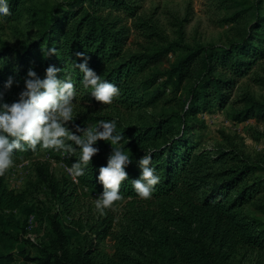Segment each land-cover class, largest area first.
I'll use <instances>...</instances> for the list:
<instances>
[{
  "label": "trees",
  "instance_id": "1",
  "mask_svg": "<svg viewBox=\"0 0 264 264\" xmlns=\"http://www.w3.org/2000/svg\"><path fill=\"white\" fill-rule=\"evenodd\" d=\"M27 1L33 0H10L12 15L2 19H11ZM222 2L232 12L231 22L244 23L236 38L224 45L186 43L183 27L188 19L177 23L179 39L171 41L159 21L137 13L131 0L60 3L42 18L44 28L31 43L19 49L0 43V62L4 63L0 102L18 99L29 69L43 77L45 69L54 65L61 69L58 78L70 75L76 86L74 112L80 118L74 116V124L67 126L77 135L81 133L76 126L97 125L122 110L155 105L170 88L171 97L165 104L176 102L173 110L154 115L150 124L117 126L116 133L124 136L118 148L132 158L125 168L128 179L120 186L126 202L117 212L106 208L101 214L95 206L80 205L81 196H91L81 193V187L103 191L97 177L112 154L103 151V140L94 145L99 152L77 182L58 178L51 163H36L38 182L50 190L60 208L48 217L41 213L48 239L26 240L37 252L27 260L35 264H222L239 249L258 252L264 258V220L259 217L264 216V161L253 160L235 142L197 151L190 140L194 131L203 128L197 113L228 104L243 77H248L247 83L231 104L233 120L264 116V95L257 97L251 91L253 85L264 87L263 71L252 72L264 59V0ZM132 35L138 39L136 52L126 49ZM48 47H55L56 55L47 56L42 49ZM76 52L85 53L88 66L101 79L118 86L120 92L111 104L96 102L90 90L83 88V74L75 67L83 59ZM173 53L179 55L160 85L164 77L153 69ZM9 77L15 81L10 90L4 87ZM41 148L15 150L13 165L24 163ZM144 154L151 155L160 176L147 199L138 196L131 182L141 175L137 162ZM78 158L79 152L72 153L68 167ZM9 176V168L0 172L3 215L21 210L33 197L27 189L9 190ZM64 215L69 223L61 220ZM70 230L83 234L75 244L70 241ZM107 240L113 244L112 254L101 249Z\"/></svg>",
  "mask_w": 264,
  "mask_h": 264
},
{
  "label": "rangeland",
  "instance_id": "2",
  "mask_svg": "<svg viewBox=\"0 0 264 264\" xmlns=\"http://www.w3.org/2000/svg\"><path fill=\"white\" fill-rule=\"evenodd\" d=\"M73 0H33L25 2L19 11L9 20L0 18V43H4L13 49H19L21 46L31 43L37 38L38 33L44 28L42 18L60 3L67 4ZM223 0H131L134 3L137 13L154 16L159 21L160 26L169 36L170 40L179 39V23L188 19L184 25L185 41L191 46L198 44H218L224 45L236 38V31L244 27V23L231 22V11L227 9V4ZM244 1V0H241ZM254 2L255 0H248ZM89 6L86 3L85 7ZM264 14V6L262 9ZM178 21V22H177ZM129 22V20H128ZM131 23V22H129ZM138 39L132 35L126 47L127 51H137ZM179 53H173L153 69L155 74L163 75L160 85L166 80L165 73L175 62ZM253 71L262 70L264 75V59L253 66ZM148 74V73H147ZM248 77L241 78L239 84L233 89L231 100L222 107L211 108L197 113L196 118L203 121V128L196 130L190 136V140L197 146V151L212 147L216 143L235 142L240 145L242 150L253 160L264 161V116L255 115L245 121H235L232 117L231 104L240 95V89L247 83ZM264 83V81H262ZM264 85V84H263ZM251 91L257 96L264 95V87L253 85ZM171 88L168 89L164 97L155 103V105L131 108L122 110L120 114H115L114 119L117 126L127 125L144 126L151 123L154 115L160 114L165 109L173 110L176 102L171 106L165 103L171 97ZM172 100V98H171ZM79 114L74 116L80 118ZM97 126L92 123L85 128ZM83 135L82 132H80ZM229 136L231 140L226 141ZM235 138V139H234ZM110 141H104L103 151L111 154L113 149L118 148V144L111 145ZM72 156L69 152H54L53 150L41 148L34 156L25 160L19 165L9 167L10 176L7 180L9 190L17 193L29 190L33 197L19 211L13 213L0 214V264H35L27 260L34 257L37 252L31 245L39 243L40 239H48V234L41 226L40 215L43 213L48 217L49 213L54 214L59 211L58 204L54 201L50 190L38 182L35 165L37 162L51 163L54 172L58 178L65 177L73 182L76 178L69 173L68 163ZM58 158L59 160H56ZM81 193H89L90 198L81 196L80 205L84 208L95 206L96 198L103 191L95 188H80ZM126 202L125 197L114 202L109 207L113 211H119ZM61 210V209H60ZM82 211V210H81ZM83 212V211H82ZM81 214V212L79 211ZM33 216L32 227L29 220ZM264 220V216H259ZM63 223H69L67 216H63ZM70 241L77 243L83 234L70 230ZM101 249L109 254L114 251L113 244L107 240L101 245ZM6 256H11L8 260ZM222 264H264V258L258 252L252 250H238L234 255L226 258Z\"/></svg>",
  "mask_w": 264,
  "mask_h": 264
},
{
  "label": "clouds",
  "instance_id": "3",
  "mask_svg": "<svg viewBox=\"0 0 264 264\" xmlns=\"http://www.w3.org/2000/svg\"><path fill=\"white\" fill-rule=\"evenodd\" d=\"M11 15L10 0H0V18ZM42 50L47 56L57 53L55 47ZM75 55L83 59V63L75 62V67L83 74V88L90 90L96 102L102 105L111 104L120 92L118 86L101 79V76L88 66L85 53L76 52ZM3 67L4 63L0 62V70ZM60 72L61 69L49 65L41 77L34 69H29L18 99L12 103L0 102V172L14 164L15 150H35L37 145H40L44 149H63L73 154L79 152L77 162L68 169L73 178H77L84 175L85 168L99 152V148L94 147L98 141H110V144L114 145L124 139L122 134L116 133L115 119L100 120L97 126L92 128L76 126V132H82L83 136L69 130L68 123L74 124L73 102L77 92L71 76L58 78ZM14 82V78L9 77L4 85L5 89L10 90ZM2 100L3 94L0 93V101ZM67 141H73L74 144ZM131 163L132 158L127 152L122 148H115L108 158L107 165L100 167L97 180L103 185V193L96 198L95 207L101 214L123 198L120 186L128 179L125 168ZM137 163L141 175L138 179L131 180L132 187L140 198L147 199L155 190L154 186L159 183L160 176L152 165L151 155L144 154Z\"/></svg>",
  "mask_w": 264,
  "mask_h": 264
},
{
  "label": "built area",
  "instance_id": "4",
  "mask_svg": "<svg viewBox=\"0 0 264 264\" xmlns=\"http://www.w3.org/2000/svg\"><path fill=\"white\" fill-rule=\"evenodd\" d=\"M34 217L33 216H31V218H30V220H29V225H30V227L29 228H31L32 227V224H33V222H34Z\"/></svg>",
  "mask_w": 264,
  "mask_h": 264
}]
</instances>
